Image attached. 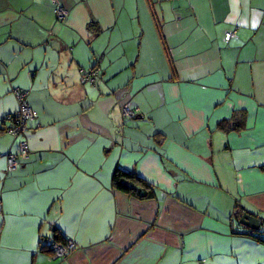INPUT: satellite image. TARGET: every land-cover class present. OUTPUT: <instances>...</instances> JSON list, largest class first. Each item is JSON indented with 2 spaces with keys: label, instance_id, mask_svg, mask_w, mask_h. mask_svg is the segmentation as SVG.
Returning <instances> with one entry per match:
<instances>
[{
  "label": "crops",
  "instance_id": "0c3cea01",
  "mask_svg": "<svg viewBox=\"0 0 264 264\" xmlns=\"http://www.w3.org/2000/svg\"><path fill=\"white\" fill-rule=\"evenodd\" d=\"M242 212L264 224V0H0V264H264Z\"/></svg>",
  "mask_w": 264,
  "mask_h": 264
},
{
  "label": "built area",
  "instance_id": "2783aa9c",
  "mask_svg": "<svg viewBox=\"0 0 264 264\" xmlns=\"http://www.w3.org/2000/svg\"><path fill=\"white\" fill-rule=\"evenodd\" d=\"M56 15L62 17L64 14L63 10H57L55 12ZM233 33H227L226 38H230ZM82 81L86 83H90V85H95V78L98 77V69L95 68L93 70H81ZM14 96L17 101V109L16 111L8 116L9 125L5 127V132L11 135L14 141H17L18 151L17 153H9L7 155V166L8 170H15L18 166L26 162L30 157V149L28 147V143L26 139H23L24 135L27 132V122L33 119L34 113L30 108L27 102L28 91L15 89ZM135 110H130L129 107L124 106L121 109L122 115L124 117L131 118L135 114ZM261 232L254 233L250 230L242 232L243 236L249 237L254 240H259L262 242L264 240V227L261 228ZM236 233V232H235ZM75 248V244L72 240H67L65 244L60 243H52L49 246L51 251V255L55 259H65Z\"/></svg>",
  "mask_w": 264,
  "mask_h": 264
},
{
  "label": "trees",
  "instance_id": "16d2710c",
  "mask_svg": "<svg viewBox=\"0 0 264 264\" xmlns=\"http://www.w3.org/2000/svg\"><path fill=\"white\" fill-rule=\"evenodd\" d=\"M96 67H91L89 68L88 70H93L95 69ZM98 69V68H97ZM81 71V70H80ZM98 77L95 78V81L97 80H100V72H99V69H98ZM90 84V83H88ZM231 119H228V120H223L221 123H220V128L222 130H224V133H230L232 131H236V129H238L239 127V123H240V120L241 119H236L238 120V122L234 120L231 122ZM236 122V124H235ZM129 182V183H132L134 184L135 186L139 187L143 194L146 193L145 191L148 189V183L147 182H144L141 178H139L137 175L135 174H131L130 172H127V171H121V170H116L114 172V175H113V183L116 184L117 187L119 188H122V189H125V191L129 192V193H135V194H138L139 196L138 197H147V196H144V195H141L139 192H137L135 189H131L130 187H128L126 185V183ZM147 183V184H146ZM243 213V212H242ZM242 213H239L235 216V219L236 221L239 220L240 216ZM251 240V239H250ZM67 240H64L63 237L58 234L56 231L54 232V241L51 242L50 244H46V243H43V248H47V250H49V252L51 253L50 249H49V246L52 244V243H60V244H65ZM254 242H257V243H262L264 244V240H262V242H260L259 240H252ZM42 248V249H43Z\"/></svg>",
  "mask_w": 264,
  "mask_h": 264
},
{
  "label": "water",
  "instance_id": "95a60500",
  "mask_svg": "<svg viewBox=\"0 0 264 264\" xmlns=\"http://www.w3.org/2000/svg\"><path fill=\"white\" fill-rule=\"evenodd\" d=\"M126 185L131 189H135L137 192L143 194L142 190L139 187L135 186L134 184L127 182ZM238 223L250 231H258L262 225V221L260 219H258L257 217H255L254 215L248 212H243L241 214ZM236 233L240 235L243 234L242 232H236Z\"/></svg>",
  "mask_w": 264,
  "mask_h": 264
},
{
  "label": "flooded vegetation",
  "instance_id": "af4514ba",
  "mask_svg": "<svg viewBox=\"0 0 264 264\" xmlns=\"http://www.w3.org/2000/svg\"><path fill=\"white\" fill-rule=\"evenodd\" d=\"M262 227H264V224H262L261 227L259 228V230H258L259 232L262 231V230H261ZM234 231H235V230H234ZM239 231H240V232H245V231H248V230H239ZM252 232H254L255 234H256V233H259V232H257V231H252ZM238 235H240V234H238ZM240 236H242V237H244V238H247V239H251V238L246 237V236H243V235H240ZM251 240H253V239H251Z\"/></svg>",
  "mask_w": 264,
  "mask_h": 264
},
{
  "label": "rangeland",
  "instance_id": "374dc122",
  "mask_svg": "<svg viewBox=\"0 0 264 264\" xmlns=\"http://www.w3.org/2000/svg\"><path fill=\"white\" fill-rule=\"evenodd\" d=\"M221 132H223V133H224V131H221Z\"/></svg>",
  "mask_w": 264,
  "mask_h": 264
}]
</instances>
